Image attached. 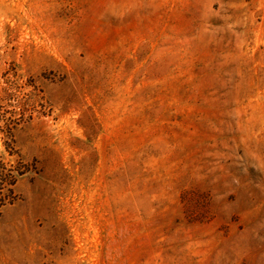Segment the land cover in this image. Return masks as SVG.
Listing matches in <instances>:
<instances>
[{"label":"rangeland","instance_id":"obj_1","mask_svg":"<svg viewBox=\"0 0 264 264\" xmlns=\"http://www.w3.org/2000/svg\"><path fill=\"white\" fill-rule=\"evenodd\" d=\"M10 161L0 264H264V0H0Z\"/></svg>","mask_w":264,"mask_h":264},{"label":"trees","instance_id":"obj_2","mask_svg":"<svg viewBox=\"0 0 264 264\" xmlns=\"http://www.w3.org/2000/svg\"><path fill=\"white\" fill-rule=\"evenodd\" d=\"M14 161H10L7 164H2L0 166V205L4 206L8 200H10V196L13 193V190L10 187H13L17 181V179L22 176L20 172V168H16V166L11 163ZM10 168H7V167ZM18 167V166H17Z\"/></svg>","mask_w":264,"mask_h":264}]
</instances>
